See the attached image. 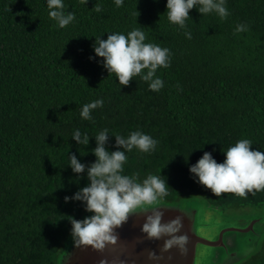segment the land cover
<instances>
[{"label":"trees","instance_id":"obj_1","mask_svg":"<svg viewBox=\"0 0 264 264\" xmlns=\"http://www.w3.org/2000/svg\"><path fill=\"white\" fill-rule=\"evenodd\" d=\"M64 3L75 20L60 29L46 0H0V264H60L71 237L67 217L88 215L79 202L64 201L89 183L86 173L72 172L69 156L93 162L94 137L104 128L110 150L112 135L137 130L158 141L151 153H126L124 174L167 180L165 204L197 200L224 213L264 206V190L217 197L189 172L205 151L223 162V151L241 139L264 152V0H226L225 19L193 9L186 29L168 21L167 0ZM136 28L146 43L170 50V66L156 73L159 92L138 76L122 86L89 60L96 38ZM98 99L103 107L82 119L83 105ZM77 129L88 147L72 139ZM238 264H264V235Z\"/></svg>","mask_w":264,"mask_h":264},{"label":"clouds","instance_id":"obj_2","mask_svg":"<svg viewBox=\"0 0 264 264\" xmlns=\"http://www.w3.org/2000/svg\"><path fill=\"white\" fill-rule=\"evenodd\" d=\"M48 15L63 29L75 20V13L66 11L64 0H46ZM88 4L89 0H80ZM116 7H122L124 0H113ZM226 0H167V19L171 24L186 29L190 11L196 9L200 14L216 13L225 19L229 12ZM94 10L99 13L101 6L97 3ZM237 32L245 31L244 25H238ZM185 36L192 38L191 32L185 30ZM146 35L136 28L127 35L110 33L107 39L98 37L92 44L94 56L89 60L99 63L108 73L115 74L122 86H128L134 77L148 82L149 89L159 92L164 82L156 73L160 68L170 66V50L158 44L146 43ZM97 58H99L97 60ZM103 99L83 105L80 117L92 120V112L103 107ZM110 130L104 128L95 135L96 147L91 153L96 157L93 162L82 163L76 154H71L68 166L78 179L87 175L88 184L79 188L71 196H65V203L79 202L86 213L83 219L68 216L71 224L70 236L74 247L92 246L104 249L109 243L118 240L117 229L128 222L132 215H143L142 233L149 240L164 239L161 251L167 252L173 247L186 251L187 235H180L183 229L181 217L164 221L161 201L168 194L167 180L161 176L149 174L139 181L136 175H125L126 153L137 149L142 153L156 150L158 141L142 131H133L127 137H115V149L107 147ZM72 139L79 146L88 147L89 136L78 129L73 131ZM252 141L241 139L224 152L223 162H217L212 152L205 151L195 163L189 165V172L194 181L210 190L214 196L222 193H234L247 197L249 193L264 190V152L253 150ZM215 151V149L213 150ZM187 161V160H186ZM167 237V239H165ZM155 252H149L150 260H157Z\"/></svg>","mask_w":264,"mask_h":264},{"label":"water","instance_id":"obj_3","mask_svg":"<svg viewBox=\"0 0 264 264\" xmlns=\"http://www.w3.org/2000/svg\"><path fill=\"white\" fill-rule=\"evenodd\" d=\"M177 208L174 210L162 209L165 213L163 222H168L177 217L182 218L183 229L180 235H187L188 237L185 245L186 251H182L177 247H173L167 252L161 251L164 245V239L149 240L146 234L141 231L143 215H132L127 223L117 229L118 240L115 244L109 243L102 250H97L92 246L74 247L72 249V255L71 251L65 254L68 249L66 247L60 264H195L199 254L203 251V247L225 248V237L228 233L230 235L234 233L245 235L259 231L255 244L257 248L259 246L258 243H260L264 235V222L261 220L251 221L243 228H227L221 230L214 228V222L211 224L207 223L210 221L211 216L206 214V212L202 213V219H200L199 223L197 221L196 225L191 227ZM71 240L72 238L70 237L69 241ZM257 248L251 250L250 254L233 261L232 264H238L248 258L256 252ZM149 252H155L160 258L150 260Z\"/></svg>","mask_w":264,"mask_h":264},{"label":"rangeland","instance_id":"obj_4","mask_svg":"<svg viewBox=\"0 0 264 264\" xmlns=\"http://www.w3.org/2000/svg\"><path fill=\"white\" fill-rule=\"evenodd\" d=\"M204 205L206 206V204L200 201L189 200L177 205L165 204L161 201L160 206L163 207V209L165 208L169 210H174L181 206L177 208V210L182 213L185 220L191 227H194L197 221L199 223L200 219H202L203 212H206V214L211 216L210 221L207 223L211 224L214 222V228L221 230L227 228H243L251 221L264 218V206L247 207L239 212L224 213L221 210H214L208 206L205 207ZM205 217L208 219L207 216ZM258 235L259 231L245 235H239L236 233L230 235L228 233L225 237V248L220 249L203 247V251L199 254L195 264H232L233 261L250 254L251 250L257 248L255 247V244L257 242ZM67 248L68 249L65 254H68L71 251L72 255V249L74 248L72 240L68 242Z\"/></svg>","mask_w":264,"mask_h":264}]
</instances>
